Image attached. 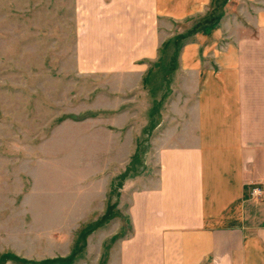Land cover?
Returning a JSON list of instances; mask_svg holds the SVG:
<instances>
[{
  "label": "rangeland",
  "instance_id": "1",
  "mask_svg": "<svg viewBox=\"0 0 264 264\" xmlns=\"http://www.w3.org/2000/svg\"><path fill=\"white\" fill-rule=\"evenodd\" d=\"M214 1L206 19L162 21L157 55L136 59L95 50V0H0V264H114L128 194L158 171L181 45Z\"/></svg>",
  "mask_w": 264,
  "mask_h": 264
},
{
  "label": "crops",
  "instance_id": "2",
  "mask_svg": "<svg viewBox=\"0 0 264 264\" xmlns=\"http://www.w3.org/2000/svg\"><path fill=\"white\" fill-rule=\"evenodd\" d=\"M213 1L95 0L108 8L95 17V50L152 59L162 21L171 32L206 19ZM220 7L181 45L178 93L157 127L158 171L128 194L132 231L114 264H264V194H250L264 186V0ZM148 68L130 65L141 75Z\"/></svg>",
  "mask_w": 264,
  "mask_h": 264
},
{
  "label": "built area",
  "instance_id": "3",
  "mask_svg": "<svg viewBox=\"0 0 264 264\" xmlns=\"http://www.w3.org/2000/svg\"><path fill=\"white\" fill-rule=\"evenodd\" d=\"M250 194L253 197H257V196H261L262 194H264V186L262 185H255L251 188L250 190Z\"/></svg>",
  "mask_w": 264,
  "mask_h": 264
},
{
  "label": "trees",
  "instance_id": "4",
  "mask_svg": "<svg viewBox=\"0 0 264 264\" xmlns=\"http://www.w3.org/2000/svg\"><path fill=\"white\" fill-rule=\"evenodd\" d=\"M211 21V20H210ZM214 21H216V20H214ZM214 22H211V24H213Z\"/></svg>",
  "mask_w": 264,
  "mask_h": 264
}]
</instances>
